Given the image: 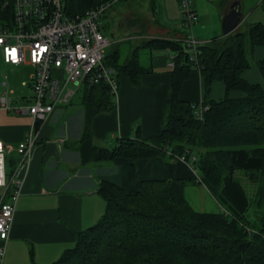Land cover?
Masks as SVG:
<instances>
[{
	"label": "trees",
	"instance_id": "1",
	"mask_svg": "<svg viewBox=\"0 0 264 264\" xmlns=\"http://www.w3.org/2000/svg\"><path fill=\"white\" fill-rule=\"evenodd\" d=\"M106 1L62 0V5L65 15L73 17ZM259 5L264 9V0ZM8 12L0 0L1 18L8 20ZM259 44H264L260 22L202 41L196 48L198 69L189 60V51L172 38L143 39L121 63L115 48L105 49L103 64L113 69L116 84L125 75L133 86L146 71L138 65L137 48L165 49L172 56L161 127L146 137L135 132L134 137L117 138L111 147L91 145V163H111L116 157L130 162L128 188L100 180L96 192L105 202L103 213L78 231L73 244L49 264H264V91L240 77L251 66L252 49ZM254 65L264 79V57ZM191 70L199 72L203 83L198 102L178 97ZM212 80L223 82L222 98L208 97ZM76 90L80 141L91 137L83 122L85 110L109 109L115 99L100 80ZM230 90L244 95L229 97ZM200 107L204 110L198 118ZM190 155L196 183L210 192L217 211L194 210L184 198L183 186L193 183L194 177H176L173 165L177 158L188 161ZM153 157L161 158L164 177L135 179L134 161Z\"/></svg>",
	"mask_w": 264,
	"mask_h": 264
},
{
	"label": "crops",
	"instance_id": "2",
	"mask_svg": "<svg viewBox=\"0 0 264 264\" xmlns=\"http://www.w3.org/2000/svg\"><path fill=\"white\" fill-rule=\"evenodd\" d=\"M130 1H134V6L138 8L145 3L142 15L127 20L129 13L124 5L122 9L120 6L113 8L106 16L103 14V25L99 20L101 33L111 40L107 50L112 49V43H116L114 48L118 63L123 62L129 54L127 51L139 45L143 39L179 37L184 31L177 0ZM232 1L191 0L195 12V21L191 26L193 36L200 41L222 36L221 18ZM236 1L241 13L236 28L243 29L255 22L264 23V9L259 5L260 0ZM117 9L122 10L118 18ZM122 51L124 58L119 61ZM136 56L138 65L146 70L139 76V85L133 86L127 76L122 75L117 79V97L111 108L94 110L89 107L85 110L83 122L89 127L90 138L78 141L81 105L79 96L77 100L74 99L77 90L69 103L54 109L45 121H37L35 129L29 115L0 106V140L4 144L6 176L16 168L17 143L29 131L34 135L29 161L19 173L21 184L13 205L2 264H49L55 261L64 249L73 244L76 233L95 223L103 213L105 202L96 192L97 183L105 179L128 188L131 170L126 158L116 157L110 164H95L89 162V152L92 144L106 146L103 142L113 138H131L135 132L140 137H146L160 130L163 103L170 87L169 52L165 49L148 50L140 47L136 49ZM263 57L264 44L254 46L250 56L254 67L244 68L240 77L248 83L258 84L264 91V79L254 65ZM0 58L6 72L13 79L18 78L20 86L24 88L15 96L11 88H5L0 95L6 93L14 105L30 101L28 81L33 66L26 60L15 65L6 63L2 60L1 52ZM54 72L58 73L59 70ZM6 76L5 85L1 84L3 76L0 81L2 87L6 86ZM207 94L211 99L222 98L225 95L223 82L212 80ZM202 95L203 83L199 72L191 70L181 83L178 97L198 102ZM227 95L236 98L243 96L244 92L230 90ZM133 123H137L138 127L130 133ZM109 165L115 167L114 172L102 173L101 169ZM173 174L176 177H194L191 184L203 186L196 183L198 175L189 161L177 158ZM164 175L165 168L159 157L134 161L135 179H161ZM216 207L219 208L217 203Z\"/></svg>",
	"mask_w": 264,
	"mask_h": 264
},
{
	"label": "built area",
	"instance_id": "3",
	"mask_svg": "<svg viewBox=\"0 0 264 264\" xmlns=\"http://www.w3.org/2000/svg\"><path fill=\"white\" fill-rule=\"evenodd\" d=\"M116 1L100 3L83 14L70 17L63 11L62 0H1L2 7L10 10L8 20L0 16L2 60L14 65L26 60L33 70L28 81L30 101L14 105L3 93L0 106L29 115L35 129L37 121H45L54 109L64 106L80 85L89 87L98 80L103 81L115 99L117 84L114 71L103 64L105 49L111 40L101 33L98 21ZM177 5L184 32L172 39L189 51V60L194 69H198L196 48L202 41L191 32L195 12L191 0H177ZM172 65L169 59L168 66ZM1 84L5 85L4 76ZM70 84L73 88L68 87ZM203 110L204 107L197 110L198 118ZM33 141L34 135L29 131L17 143L18 162L14 171L6 176L4 144L0 140V264L11 226L13 205L19 194V173L29 161Z\"/></svg>",
	"mask_w": 264,
	"mask_h": 264
},
{
	"label": "rangeland",
	"instance_id": "4",
	"mask_svg": "<svg viewBox=\"0 0 264 264\" xmlns=\"http://www.w3.org/2000/svg\"><path fill=\"white\" fill-rule=\"evenodd\" d=\"M126 1V2H125ZM125 2V4H123ZM139 2H142L141 0H139ZM134 1H127V0H118V1H116V2H114V3H112L111 4V6L110 7H108L107 9H106V11L103 13L105 16L107 15V13H109V11L110 10H113V8H116V7H118V6H120L121 7V9L123 8V6L125 5L126 6V12H128L129 14L127 15L128 16V18H127V20L131 17H133V16H137L138 14H139V16L140 15H142V13L144 12V5H145V3H143V5H142V7H140V8H138V7H136V6H134ZM121 9H119V11H118V9H117V14H116V17L118 18L120 15H121ZM258 9V8H257ZM133 14H132V13ZM131 13V14H130ZM138 16V17H139ZM130 18V19H131ZM100 23H101V25H103L104 23H105V18L104 17H102L101 19H100ZM117 26V25H116ZM242 28H244V27H242ZM109 38V37H108ZM112 45L113 46H111V48H114V46L116 45V43L114 42V43H112ZM108 48V47H107ZM106 48V49H107ZM131 49V48H130ZM1 52V51H0ZM123 53H124V51H122L121 52V56H120V58H119V61H122L123 60ZM128 53H130V50L129 51H127V54ZM25 54H26V52H25ZM126 54V55H127ZM25 57H26V55H25ZM3 63H2V61H1V58H0V81H1V79H2V76H6L7 78H6V86H1L0 85V92H2L3 90H5V88H11L13 91H14V93H13V95L15 96V95H17L18 93H20L21 92V90L23 89L24 90V88H22L21 86H20V84H19V80H18V78H15V79H13L9 74H8V72H6V70L3 68ZM249 67H254V66H252V64H251V66H249ZM68 87H71V88H73V86L70 84V85H68ZM76 90V89H75ZM117 92H118V84H117V89H116V97H117ZM74 99H78V94H76L75 96H74ZM135 122H137V121H135ZM138 126H137V123H133L132 125H131V128H132V130L130 131V133H133V130L134 129H136ZM114 138L112 139V140H109V142H107V141H104L103 143L107 146V147H111L112 146V144L114 143ZM192 157H193V155L191 156H189V162H191L192 160ZM108 163V162H107ZM107 163H105V164H107ZM110 164V163H109ZM114 166L113 165H109V166H107L106 168H104V169H101V172L102 173H105V174H111V173H113L114 172ZM192 168V167H191ZM183 194H184V197H185V199L189 202V204L194 208V209H196V210H200V211H210V212H212V211H215V210H217L218 208L216 207V201L214 200V198H213V196L210 194V192L205 188V187H203V186H201V185H194V184H185L184 186H183ZM96 222V221H95ZM94 224V223H93Z\"/></svg>",
	"mask_w": 264,
	"mask_h": 264
},
{
	"label": "water",
	"instance_id": "5",
	"mask_svg": "<svg viewBox=\"0 0 264 264\" xmlns=\"http://www.w3.org/2000/svg\"><path fill=\"white\" fill-rule=\"evenodd\" d=\"M240 17L241 13L239 10V4L236 0H233L221 18V35H225L234 31L237 27Z\"/></svg>",
	"mask_w": 264,
	"mask_h": 264
}]
</instances>
